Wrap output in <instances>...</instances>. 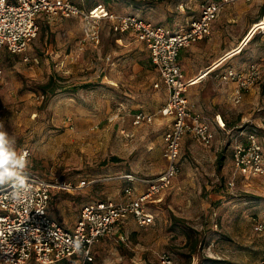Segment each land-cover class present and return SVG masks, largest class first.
<instances>
[{
	"label": "rangeland",
	"instance_id": "374dc122",
	"mask_svg": "<svg viewBox=\"0 0 264 264\" xmlns=\"http://www.w3.org/2000/svg\"><path fill=\"white\" fill-rule=\"evenodd\" d=\"M72 1L84 8L101 3L107 10L176 28L207 0ZM214 23L209 35L215 34L214 46L221 47L213 52L210 45L196 61L219 57L199 77L223 60L217 73L227 66L244 70L264 55V0L226 4ZM98 27L99 40L93 42L85 39L79 16L41 19L25 53H0V120L17 151L27 154L24 175L74 184L96 179L73 191H52L49 213L65 226L74 224L84 203L119 198L121 174L149 176L168 163L165 133L171 121L159 112L167 91L154 86L158 73L147 48L130 34L113 33L107 20ZM217 73L187 90L192 108L216 130L212 142L182 135L177 173L160 201L146 203L155 220L143 226L130 216L121 221L98 244L96 264H161L163 252L173 264H254L260 256L264 236L252 223L264 207V178L234 174L232 145L236 138L246 142L254 131L264 155V74L237 100L235 83L220 80ZM138 110L151 113L153 120L134 124ZM233 174L230 189L226 183Z\"/></svg>",
	"mask_w": 264,
	"mask_h": 264
},
{
	"label": "built area",
	"instance_id": "2783aa9c",
	"mask_svg": "<svg viewBox=\"0 0 264 264\" xmlns=\"http://www.w3.org/2000/svg\"><path fill=\"white\" fill-rule=\"evenodd\" d=\"M235 1H204L196 16L184 25L172 28L138 14L107 10L101 3L84 8L72 0H0V53L4 49L10 53H25L38 33L40 20L58 16H79L85 23V39L93 42L99 40L100 20L109 21L113 33L132 35L149 52V59L158 73L154 86H165L167 96L159 112L171 121V128L165 133L168 159L165 168L149 176L131 172L121 174L119 177L124 180L122 195L116 199L84 203L71 227L63 226L50 215L51 193L54 189L73 191L95 182V178H84L74 184L50 181L38 174L24 175L26 190H21L15 199L11 185L0 186V263L93 264L94 244L113 234L121 221L132 216L143 226L155 220L146 203L160 200V193L177 173L178 145L182 135L189 133L204 144L211 143L214 138L210 121L195 111L188 99L187 90L192 82L191 78L185 77L178 61L179 50L209 35L213 21L226 4ZM24 59H27L26 55ZM2 71L0 67V80ZM262 74L264 55L259 61H250L244 70L227 66L217 76L224 82L235 83L234 95L238 100L242 91L249 89ZM151 120L152 114L144 110L133 114L134 124ZM246 138V142L234 139V174L242 178H264V155L259 139L254 131L247 133ZM234 174L227 179L230 189L235 185ZM138 184L142 185L141 189ZM252 229L264 236V207L255 216ZM119 238L125 240L122 234ZM259 255L254 264H264V248ZM159 260L161 264H173L172 257L166 252L159 254Z\"/></svg>",
	"mask_w": 264,
	"mask_h": 264
},
{
	"label": "crops",
	"instance_id": "0c3cea01",
	"mask_svg": "<svg viewBox=\"0 0 264 264\" xmlns=\"http://www.w3.org/2000/svg\"><path fill=\"white\" fill-rule=\"evenodd\" d=\"M215 28H216V25H215V23L214 24H212V31H214L215 30ZM123 34H127V33H123ZM129 35V34H128ZM210 37H212V38H210ZM116 39H118V40H121V38H117L116 37ZM136 40V39H135ZM216 40H217V36H215V34H214V36L212 35H207L206 37H204L203 39H200V40H198V41H195V42H193L192 44H190L191 46H186V47H182L180 50H179V53L180 54H178V61H179V63H180V65H181V67H182V70H183V72H184V74H185V77L186 78H191V84H190V86L192 85V84H194V83H196L197 81V79L198 80H200L201 78H203V77H205L207 74H209V75H212V73H217L216 71V68H217V66H219V65H217L216 67H214L213 69H210L204 76H202V77H199L198 76V74L200 73V71L203 69V68H206L207 66H209L215 59H217L216 57L215 58H213L210 62H206V63H200V62H197L196 61V59H198V60H200V58H201V56H203L202 54H203V52H205V50H206V48L207 47H209L210 45V47H212L213 48V52H217V49H218V47H221V44H218L217 46H214V44L216 43ZM138 41V40H137ZM141 43V42H140ZM143 44V43H142ZM237 44V43H236ZM235 44V45H236ZM231 47H233V46H231ZM230 47V48H231ZM230 48H227L226 50H224L223 52H221L222 54H224L227 50H229ZM148 51V50H147ZM222 54H220V56L222 55ZM229 58V57H228ZM227 59V58H226ZM211 73V74H210ZM217 75V74H216ZM196 81V82H195ZM161 87H163L164 88V90H166L165 89V86H163V85H161ZM212 125V124H211ZM218 127V126H217ZM212 128H213V131H215L214 132V136H215V133H216V130L214 129V126L212 125ZM220 130H221V132L222 133H226L227 132V130H226V128L225 127H218ZM189 134V133H188ZM124 183V182H123ZM122 186H123V184H122ZM161 194V193H160ZM122 195V191L120 192V196ZM119 196V197H120ZM160 196V195H159ZM109 198V197H108ZM112 199H116V198H112ZM160 200H161V197H160ZM160 200H158V201H160ZM52 216V215H51ZM131 218H133L132 216H130ZM53 218H54V216H53ZM55 219V218H54ZM134 219V218H133ZM56 220V219H55ZM58 221V220H57ZM59 223H60V221H58ZM62 224V223H61ZM63 225V224H62ZM63 226H65V225H63ZM71 226H73V225H71V224H68V226L67 227H71ZM111 235H113V234H111ZM108 236H110V235H108ZM106 237V236H105ZM105 237H103L102 239H100L96 244H94V246H93V254H94V262H93V264H96L95 263V259H96V249H97V246H98V244L100 243V241H102L103 239H105ZM264 248V247H263ZM262 248V249H263ZM261 249V250H262Z\"/></svg>",
	"mask_w": 264,
	"mask_h": 264
},
{
	"label": "clouds",
	"instance_id": "9594fccd",
	"mask_svg": "<svg viewBox=\"0 0 264 264\" xmlns=\"http://www.w3.org/2000/svg\"><path fill=\"white\" fill-rule=\"evenodd\" d=\"M27 154L18 152L15 139L4 129L0 120V186L9 184L14 189L13 198H17L21 190H26L24 171L28 166Z\"/></svg>",
	"mask_w": 264,
	"mask_h": 264
},
{
	"label": "trees",
	"instance_id": "16d2710c",
	"mask_svg": "<svg viewBox=\"0 0 264 264\" xmlns=\"http://www.w3.org/2000/svg\"><path fill=\"white\" fill-rule=\"evenodd\" d=\"M93 5H95V4H92V5H90V6L92 7ZM90 6H89V7H90ZM241 50H242V49H241ZM241 50H240V51H241ZM217 68H218V67H217ZM217 68H216V69H217ZM49 83H50V81H49ZM47 84H48V83H47Z\"/></svg>",
	"mask_w": 264,
	"mask_h": 264
}]
</instances>
